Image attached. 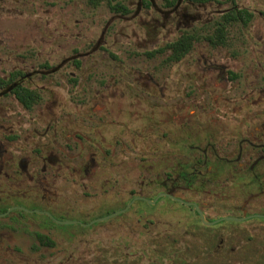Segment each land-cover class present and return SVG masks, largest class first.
I'll return each instance as SVG.
<instances>
[{
	"label": "rangeland",
	"instance_id": "rangeland-1",
	"mask_svg": "<svg viewBox=\"0 0 264 264\" xmlns=\"http://www.w3.org/2000/svg\"><path fill=\"white\" fill-rule=\"evenodd\" d=\"M118 1L129 10L116 11L109 0L97 5L90 0H0V77L8 79L12 72L19 70L27 74L25 84L39 95L28 107L13 94H0V134L13 132L14 144L32 147L44 123L50 121L54 130L64 131L65 136L77 121L83 125L89 123L87 115L77 116L74 112L78 99L87 102L96 91L112 92L122 86H126L133 99L136 93L144 91L133 79L139 68L155 73L160 81L174 76V91L179 94L188 91L184 68L189 60L185 66L176 62L169 68L165 54L149 57L144 51L175 40L184 30H194L199 35L204 29L213 28L214 20L220 15L211 12L232 6L230 0H215L206 7L180 0L178 11L188 10L200 18L178 23L182 18L172 11L169 4L172 0ZM236 1L256 11L248 25L243 26L240 21L229 25L230 33H234L229 37L231 52L236 53L239 66L248 71L253 54L248 48L249 40H254L255 48L261 46L257 37L264 29V22L258 12L264 11V0ZM203 42V39L195 42L193 56ZM256 59L264 61L261 52L255 54ZM193 61L191 58L189 65L193 66ZM239 85L242 83H238V90ZM2 90L0 87V93ZM195 91L192 83L190 93ZM133 99L127 100L128 107L135 109ZM134 111L122 118L132 128H127V140L138 124ZM151 126V122L143 121L146 129ZM153 133L156 140L167 139L165 127L154 126ZM63 135L58 136L60 141L64 140ZM128 168L133 171V164H128ZM158 171L160 165L151 173L128 176L121 186L126 188L121 197L109 195L100 187L91 189L92 195H85L83 191L63 194L59 206H51L56 210L64 206L71 209L53 211L52 217L38 213V207L32 213L15 210L11 215L24 214L55 227L57 232L51 235L56 246L36 251L32 247V232L21 230L16 235L18 240L15 239L20 252L12 254L11 250L1 249L0 264H264V219L261 217L221 220L207 229L195 230L182 225L170 226L168 230L165 221L176 222L178 215L184 221L185 214H165L169 199L162 197L156 205L138 199L126 212L100 220L122 209L129 200L130 189L158 178ZM241 187L242 184L232 197L234 202L241 203L249 196ZM106 189L109 188L106 186ZM156 197L151 195L149 199ZM109 198L116 202L104 201ZM211 200L212 206L207 207L210 217L240 214L238 210L225 208L220 199ZM226 200L231 201V197ZM247 209L263 212L264 194L250 201ZM136 210L150 213L137 214ZM152 211L165 215L155 216ZM56 219L76 222L60 223ZM197 220L201 221L198 217ZM201 222L200 225L205 224ZM221 239L222 247L217 251ZM219 257L222 260L214 261Z\"/></svg>",
	"mask_w": 264,
	"mask_h": 264
},
{
	"label": "flooded vegetation",
	"instance_id": "flooded-vegetation-1",
	"mask_svg": "<svg viewBox=\"0 0 264 264\" xmlns=\"http://www.w3.org/2000/svg\"><path fill=\"white\" fill-rule=\"evenodd\" d=\"M213 1L185 0V3L206 7ZM230 1L232 6L211 12L220 15V19L214 20L213 28L204 29L199 35L194 30H184L175 40L144 51L149 57L165 54L164 60L169 68L176 62L185 66L189 60L184 68L188 75V91L181 95L174 91V76L160 81L155 73L139 68L133 79L144 91L136 93L133 99L126 86H122L112 92L96 91L87 102L78 99L74 112L77 116L87 115L89 123L83 125L77 121L65 136L64 131L54 130L50 121L44 123L43 131L40 130L37 139L31 141L35 143L32 147L14 144L13 132L0 134V250H11L12 254L20 252L15 242L21 230L32 232V247L36 251L56 246V242L50 244L44 237L48 235L53 239L51 234L57 232L55 227L47 226L35 217L11 215L15 210L32 213L38 207V213L52 217L53 211L71 209L69 206L58 210L52 207L59 206L63 194L83 191L85 195H92L90 190L98 187L109 195L121 197L126 192V188L121 186L128 176L151 173L156 165H160L158 178L131 188L128 202L138 196L149 199L151 195L168 193L162 196L169 199L165 214L186 215L184 221L179 215L176 222L165 221L168 230L170 226L177 228L182 225L195 230L211 227L206 223L200 225L203 219L197 207L209 220L218 219L207 213V207L212 206L211 199L214 198L222 200L225 208L238 210L240 214L237 216L240 217L264 214V211L248 212L247 209L250 201L264 194V61H255V54L261 52L264 56V29L257 37L261 44L259 48H255L254 40H249L252 63L245 71L237 63L238 57L234 51L231 52L229 44L230 35H234L230 33L229 25L234 22H226L224 28L220 25L228 12L241 9L252 13L247 23L239 20L246 26L256 11L239 1ZM169 4L172 11L182 18L178 23L200 18L188 10L178 11L180 0H172ZM258 14L264 22V11L260 10ZM188 34L194 36L193 44L177 59L174 57L175 49L168 44ZM199 39L204 42L194 50L197 55L193 56L192 49ZM191 58L194 59L193 66L189 65ZM75 63L80 64L79 61ZM253 63L257 64L256 67ZM26 75L9 77L8 91L3 89L1 95L17 97L15 89L21 85L28 87ZM192 83L196 91L190 93ZM238 83H242L239 90ZM131 99L135 101V109L128 107L127 100ZM129 111L137 115L138 124L131 139L127 140V128H132L122 118ZM143 121L151 122L153 126L146 129ZM154 126L165 127L166 140L155 139ZM51 128L52 134L48 135ZM59 135H63L64 140L60 141ZM128 164H133V171ZM213 182V185H208ZM240 184L243 185L241 191L249 194L241 203L232 200ZM112 191L115 194H111ZM227 197H231V201H225ZM109 199L104 201L116 202V199ZM177 203L181 206L178 207ZM135 212L150 213L144 210ZM220 241L217 251L222 247L223 239Z\"/></svg>",
	"mask_w": 264,
	"mask_h": 264
},
{
	"label": "trees",
	"instance_id": "trees-1",
	"mask_svg": "<svg viewBox=\"0 0 264 264\" xmlns=\"http://www.w3.org/2000/svg\"><path fill=\"white\" fill-rule=\"evenodd\" d=\"M103 0H90V2L94 5H97L99 2H101ZM112 7L116 10V11H128L129 9L124 7L123 4L118 1V0H109ZM236 10H232L230 12H228L226 14V16H224V20L221 23L220 27H225L226 26V22L232 23L235 22L234 20H241L244 23H247V21L251 18L252 13L251 12H247L246 10H239L237 13ZM193 39L194 36L192 34H188V35H183L182 37H180L178 40L169 43V46H172V48L175 49V54L174 57L179 59L181 58V56H183L184 54V50L191 48L192 44H193ZM21 74V71H16V72H12L10 74V77H18V75ZM11 82V80L9 79H5L3 77H0V87L5 89V92L8 91V85ZM15 93L17 95V97L20 99V101L25 104L26 106L30 107L38 98L39 95L37 94L36 91H34L33 89L29 88V87H25L23 85L20 86V88L15 89ZM1 94V93H0ZM161 201V200H160ZM151 208V207H150ZM46 241L50 244H54L55 241L48 235L44 236Z\"/></svg>",
	"mask_w": 264,
	"mask_h": 264
},
{
	"label": "water",
	"instance_id": "water-1",
	"mask_svg": "<svg viewBox=\"0 0 264 264\" xmlns=\"http://www.w3.org/2000/svg\"><path fill=\"white\" fill-rule=\"evenodd\" d=\"M166 195H169V194L166 193V192H162V193H160V194L156 197L155 200H150V199H148V198H146V197H142V196L135 197V198L132 199L131 202L128 203L124 208H122V209H120V210H118V211H116V212H114V213H112V214H110V215H107V216H105V217H102L100 220H104V219H107V218H109V217H112V216H115V215L121 214V213H123V212H126L127 210L130 209V207L132 206V204H133L137 199H141V198H143V199H146V200L150 201L151 203H154V204H155L156 201H157L160 197H162V196H166ZM197 209H198L199 213L201 214L204 223H206V224H208V225L215 224V223H217V222H219V221H221V220H245V219L250 218V217H261V216H264V214H252V215H245V216H241V217H240V216H224V217L218 218V219H216V220H209V219L206 217V215L204 214V212H203L199 207H197ZM56 220H57L58 222H60V223H74V222H76V221H72V220H58V219H56ZM93 222H94V221H93Z\"/></svg>",
	"mask_w": 264,
	"mask_h": 264
}]
</instances>
